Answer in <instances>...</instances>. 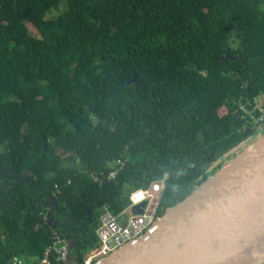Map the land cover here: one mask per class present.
Listing matches in <instances>:
<instances>
[{"label":"trees","instance_id":"obj_1","mask_svg":"<svg viewBox=\"0 0 264 264\" xmlns=\"http://www.w3.org/2000/svg\"><path fill=\"white\" fill-rule=\"evenodd\" d=\"M255 96L264 0H0V264L53 233L81 263L103 207L166 176L161 216L264 133L237 110Z\"/></svg>","mask_w":264,"mask_h":264},{"label":"water","instance_id":"obj_2","mask_svg":"<svg viewBox=\"0 0 264 264\" xmlns=\"http://www.w3.org/2000/svg\"><path fill=\"white\" fill-rule=\"evenodd\" d=\"M239 149L188 196L168 207L149 232L94 264H263L264 133L223 156ZM143 206H132L130 214H141ZM69 244L73 251L76 240L70 237ZM71 261L76 263L74 253Z\"/></svg>","mask_w":264,"mask_h":264},{"label":"built area","instance_id":"obj_3","mask_svg":"<svg viewBox=\"0 0 264 264\" xmlns=\"http://www.w3.org/2000/svg\"><path fill=\"white\" fill-rule=\"evenodd\" d=\"M237 110L240 112V119L246 121L250 130L260 129L264 124V96H255L240 101ZM124 161L119 158L109 171L108 178L112 179L123 168ZM163 176L146 187L133 190L129 194V204L125 211H130L132 206L144 203L141 214H128L125 223L122 225L120 214L116 215L103 207L99 216V224L94 230L95 246L82 255L81 263L94 264L98 260L108 256L123 245L132 242L138 237L149 232L155 221L158 219V206L160 192L164 187ZM122 214V213H121ZM70 238L52 234V240L44 248L36 264H73L71 261ZM75 256V255H74ZM76 259V257H75ZM13 264H22L17 259Z\"/></svg>","mask_w":264,"mask_h":264},{"label":"crops","instance_id":"obj_4","mask_svg":"<svg viewBox=\"0 0 264 264\" xmlns=\"http://www.w3.org/2000/svg\"><path fill=\"white\" fill-rule=\"evenodd\" d=\"M130 212L125 211L124 213L120 214V220L122 221V219H124V217H126Z\"/></svg>","mask_w":264,"mask_h":264},{"label":"rangeland","instance_id":"obj_5","mask_svg":"<svg viewBox=\"0 0 264 264\" xmlns=\"http://www.w3.org/2000/svg\"><path fill=\"white\" fill-rule=\"evenodd\" d=\"M54 14H55V12H54V11H51V12H49V13L47 14V17H53Z\"/></svg>","mask_w":264,"mask_h":264},{"label":"clouds","instance_id":"obj_6","mask_svg":"<svg viewBox=\"0 0 264 264\" xmlns=\"http://www.w3.org/2000/svg\"><path fill=\"white\" fill-rule=\"evenodd\" d=\"M260 131H262V127L259 129ZM130 212V211H129Z\"/></svg>","mask_w":264,"mask_h":264},{"label":"flooded vegetation","instance_id":"obj_7","mask_svg":"<svg viewBox=\"0 0 264 264\" xmlns=\"http://www.w3.org/2000/svg\"><path fill=\"white\" fill-rule=\"evenodd\" d=\"M264 130V127L262 126V131ZM264 264V263H263Z\"/></svg>","mask_w":264,"mask_h":264}]
</instances>
